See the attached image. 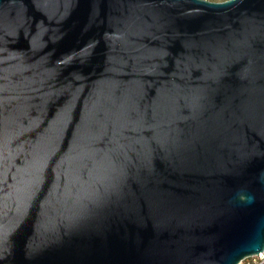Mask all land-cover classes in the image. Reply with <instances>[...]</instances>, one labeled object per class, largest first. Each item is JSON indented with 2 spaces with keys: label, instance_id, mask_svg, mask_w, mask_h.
Here are the masks:
<instances>
[{
  "label": "water",
  "instance_id": "95a60500",
  "mask_svg": "<svg viewBox=\"0 0 264 264\" xmlns=\"http://www.w3.org/2000/svg\"><path fill=\"white\" fill-rule=\"evenodd\" d=\"M264 253V0H0V264Z\"/></svg>",
  "mask_w": 264,
  "mask_h": 264
},
{
  "label": "rangeland",
  "instance_id": "374dc122",
  "mask_svg": "<svg viewBox=\"0 0 264 264\" xmlns=\"http://www.w3.org/2000/svg\"><path fill=\"white\" fill-rule=\"evenodd\" d=\"M261 259L258 258L257 256H253V257H249L246 258V260L244 261L245 264H256L260 261Z\"/></svg>",
  "mask_w": 264,
  "mask_h": 264
},
{
  "label": "built area",
  "instance_id": "2783aa9c",
  "mask_svg": "<svg viewBox=\"0 0 264 264\" xmlns=\"http://www.w3.org/2000/svg\"><path fill=\"white\" fill-rule=\"evenodd\" d=\"M257 257L260 258L261 260H260L258 263H256V264H262V263L264 262V253L258 255ZM245 260H246V259L242 260V261L239 262L238 264H245V263H244Z\"/></svg>",
  "mask_w": 264,
  "mask_h": 264
},
{
  "label": "trees",
  "instance_id": "16d2710c",
  "mask_svg": "<svg viewBox=\"0 0 264 264\" xmlns=\"http://www.w3.org/2000/svg\"><path fill=\"white\" fill-rule=\"evenodd\" d=\"M262 264H264V262Z\"/></svg>",
  "mask_w": 264,
  "mask_h": 264
}]
</instances>
